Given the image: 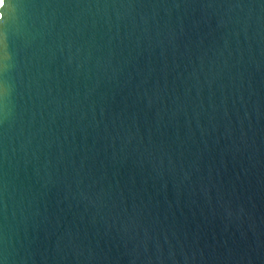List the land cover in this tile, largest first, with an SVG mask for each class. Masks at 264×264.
Returning <instances> with one entry per match:
<instances>
[{
  "label": "water",
  "instance_id": "obj_1",
  "mask_svg": "<svg viewBox=\"0 0 264 264\" xmlns=\"http://www.w3.org/2000/svg\"><path fill=\"white\" fill-rule=\"evenodd\" d=\"M0 264H264V0H0Z\"/></svg>",
  "mask_w": 264,
  "mask_h": 264
}]
</instances>
